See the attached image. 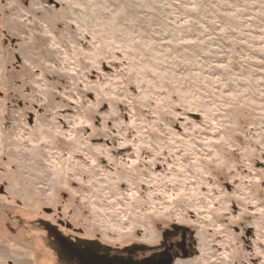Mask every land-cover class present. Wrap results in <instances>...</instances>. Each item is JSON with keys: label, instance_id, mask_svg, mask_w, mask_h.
<instances>
[{"label": "rangeland", "instance_id": "obj_1", "mask_svg": "<svg viewBox=\"0 0 264 264\" xmlns=\"http://www.w3.org/2000/svg\"><path fill=\"white\" fill-rule=\"evenodd\" d=\"M176 226L174 264H264V0H0V264Z\"/></svg>", "mask_w": 264, "mask_h": 264}, {"label": "flooded vegetation", "instance_id": "obj_2", "mask_svg": "<svg viewBox=\"0 0 264 264\" xmlns=\"http://www.w3.org/2000/svg\"><path fill=\"white\" fill-rule=\"evenodd\" d=\"M164 236L165 241L163 247L156 250L142 252L141 256L129 257L125 260L119 259L118 261L121 264H160L162 258L169 257L172 259V264H174L177 259L189 257L192 253L193 236L190 229L176 226L171 228V230L165 231ZM84 249L87 250V254H90L92 257L95 256L91 254L92 250H89L88 248L86 249L85 246ZM82 253L84 254V251ZM99 254L100 255L96 256L97 259H95V257L94 259L92 258V260L98 264H109L108 260L116 258V254H114L115 256H111L113 253ZM83 261L87 262L89 259L83 258Z\"/></svg>", "mask_w": 264, "mask_h": 264}, {"label": "water", "instance_id": "obj_3", "mask_svg": "<svg viewBox=\"0 0 264 264\" xmlns=\"http://www.w3.org/2000/svg\"><path fill=\"white\" fill-rule=\"evenodd\" d=\"M161 260L160 264H172V259L169 257H164Z\"/></svg>", "mask_w": 264, "mask_h": 264}]
</instances>
